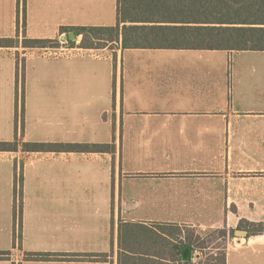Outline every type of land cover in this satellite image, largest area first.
<instances>
[{"label": "crops", "instance_id": "1", "mask_svg": "<svg viewBox=\"0 0 264 264\" xmlns=\"http://www.w3.org/2000/svg\"><path fill=\"white\" fill-rule=\"evenodd\" d=\"M117 6L25 0L24 18L23 0H0V141L20 142L0 150V264H120L121 252L173 263L160 235L176 240L161 226L200 233L264 220V51L123 49L120 41L93 48L100 57L45 62L42 47L23 44L57 46L70 38L62 27L115 25ZM169 50L261 54L233 66L223 56L157 59ZM26 142L114 148L37 151ZM127 223L153 229L135 253L121 247L132 239ZM37 253L60 258L28 259ZM226 255L227 264H264V235L231 241Z\"/></svg>", "mask_w": 264, "mask_h": 264}, {"label": "trees", "instance_id": "2", "mask_svg": "<svg viewBox=\"0 0 264 264\" xmlns=\"http://www.w3.org/2000/svg\"><path fill=\"white\" fill-rule=\"evenodd\" d=\"M21 4V3H20ZM19 4V7H20ZM25 18V0H23ZM62 32H75L82 35V45L100 48L122 42L123 49H185V50H224V51H264V0H118L117 23L112 26H76L62 27ZM6 40L0 39V46ZM12 42V41H9ZM23 44L33 47L55 45L52 40L31 39ZM20 142L0 141V150L17 149ZM26 149H74L90 151L113 149V144H72V143H23ZM127 235L132 238L129 244L121 247L135 253L136 240L139 237H151L153 229L143 224H124ZM167 239L174 251L170 260L164 262L159 258H141L121 252L120 264H193L192 258L183 261L185 247H206L203 237L196 230L185 235L179 226H168ZM248 232V238L264 235V220L250 221L241 219L237 228H220V236L235 237V230ZM122 230V231H123ZM155 232V231H154ZM89 257L93 254H88ZM56 254L37 253L28 259H59ZM123 258V259H122ZM200 264H227L226 252L220 257L211 256V260Z\"/></svg>", "mask_w": 264, "mask_h": 264}, {"label": "rangeland", "instance_id": "3", "mask_svg": "<svg viewBox=\"0 0 264 264\" xmlns=\"http://www.w3.org/2000/svg\"><path fill=\"white\" fill-rule=\"evenodd\" d=\"M114 14L115 15H113V17L116 18V11ZM115 46H116L115 44L111 45L110 48L114 49ZM168 52L169 53H166V55H158L159 58H157V59L158 60L159 59H171L177 63H183V62H185V60H189L191 58H194V59H198L199 64H203V63L215 64L216 60H220L223 56L225 64L228 66H233L236 63H238V61L236 59L240 58L241 56H245V54H251V55H249L251 57L259 56L258 54H261V53H252L251 52V53H240V54L230 55L228 57V54L224 55L223 53H216L213 51L201 52V51L169 50ZM37 54L40 55V57L42 56V58H45V59H42L45 62H49L48 60L51 57H53V56H48L47 54L44 55V53L42 51L38 52ZM147 55H149V54H147ZM147 55H141L140 59H146L145 56H147ZM199 56H202L201 57L202 59H199ZM147 57H149V56H147ZM131 58H132L131 53H127L125 55L124 64L125 65L130 64ZM245 205H246V202H245ZM181 229H182L184 235L186 233H188L190 230H193V228H189L186 226L181 228ZM218 229H220V228L207 229L205 231L200 232V235L203 237V240L206 243V247H196V249L201 254L200 258L195 257V254L197 252L191 251L190 257H192L193 264H200L202 262L210 261L211 256H213V255L220 257L223 253L226 252V248L229 245V243H231V241L238 240L239 238H241L239 236L231 237L229 234L225 237L220 236Z\"/></svg>", "mask_w": 264, "mask_h": 264}, {"label": "built area", "instance_id": "4", "mask_svg": "<svg viewBox=\"0 0 264 264\" xmlns=\"http://www.w3.org/2000/svg\"><path fill=\"white\" fill-rule=\"evenodd\" d=\"M23 8V7H22ZM57 46L51 45L43 47L44 55L48 56H66V57H100V53L96 49L87 48L82 45V38L70 39L66 34L57 39Z\"/></svg>", "mask_w": 264, "mask_h": 264}, {"label": "water", "instance_id": "5", "mask_svg": "<svg viewBox=\"0 0 264 264\" xmlns=\"http://www.w3.org/2000/svg\"><path fill=\"white\" fill-rule=\"evenodd\" d=\"M69 37H70V39H75L76 38V33L75 32H70ZM235 235L239 236L241 238H246L248 236V232L246 230L236 229L235 230ZM191 250H192L191 247H185L184 254H183V260L184 261L190 260Z\"/></svg>", "mask_w": 264, "mask_h": 264}]
</instances>
